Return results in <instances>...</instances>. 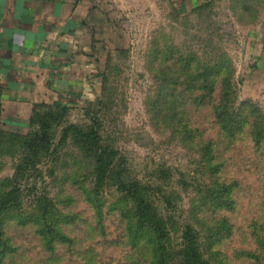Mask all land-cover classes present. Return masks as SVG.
Segmentation results:
<instances>
[{
    "label": "rangeland",
    "instance_id": "374dc122",
    "mask_svg": "<svg viewBox=\"0 0 264 264\" xmlns=\"http://www.w3.org/2000/svg\"><path fill=\"white\" fill-rule=\"evenodd\" d=\"M149 1L121 18L85 101L39 108L56 116L51 148L19 181L20 200L0 211V264L153 263L154 240L130 237L113 181L100 198L92 192L95 158L79 132L93 127L130 176L164 188L169 214L192 222L215 264H264V0H217L185 14ZM2 97L1 129L16 136L0 140V200L38 127L35 104L18 120ZM178 234L170 243L180 247Z\"/></svg>",
    "mask_w": 264,
    "mask_h": 264
},
{
    "label": "crops",
    "instance_id": "0c3cea01",
    "mask_svg": "<svg viewBox=\"0 0 264 264\" xmlns=\"http://www.w3.org/2000/svg\"><path fill=\"white\" fill-rule=\"evenodd\" d=\"M141 1L0 0L5 114L25 120L37 102L85 101L101 83L105 50L116 48L121 18L140 10ZM170 1L185 14L217 0ZM258 66L264 71V49Z\"/></svg>",
    "mask_w": 264,
    "mask_h": 264
},
{
    "label": "trees",
    "instance_id": "16d2710c",
    "mask_svg": "<svg viewBox=\"0 0 264 264\" xmlns=\"http://www.w3.org/2000/svg\"><path fill=\"white\" fill-rule=\"evenodd\" d=\"M103 74V73H102ZM3 96V90L0 88ZM3 98V97H2ZM57 105L61 102H55ZM51 104L44 102L35 103V110L31 118V123L36 124L37 129L31 138H24L25 156L23 163L17 167V178L19 180L10 181L11 187L2 196L0 200V211L8 209L20 200L22 192L18 184L28 170V166H33L50 151V120L56 119L51 112H40L39 108ZM63 109L66 104L63 103ZM67 109V108H66ZM65 111V110H64ZM63 115V114H62ZM1 117V115H0ZM11 135L1 129L0 140L16 135ZM83 142L87 145L91 154L95 158L93 169L92 192L97 198H100V192L110 180L122 193L120 200L123 201L120 207L121 215L129 221L130 237L133 240L140 239L139 233L149 232L154 240L155 259L150 264H215L212 258V248L205 238H201L196 231L197 228L192 222L180 223L174 214H169V207L172 205V199L167 192H163L157 182H142L140 179L130 176L128 167L117 163L115 151L105 145L96 128H91L87 132L80 131ZM32 152V153H31ZM38 198V208L40 215L45 217L48 214V201ZM98 207L102 208L101 201ZM131 204V207H129ZM179 232L181 239L180 247L170 243L173 232Z\"/></svg>",
    "mask_w": 264,
    "mask_h": 264
}]
</instances>
